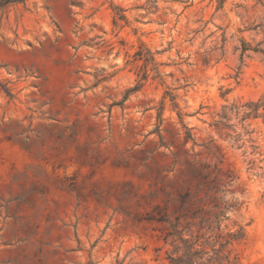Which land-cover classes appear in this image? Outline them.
Wrapping results in <instances>:
<instances>
[{
	"label": "rangeland",
	"instance_id": "rangeland-1",
	"mask_svg": "<svg viewBox=\"0 0 264 264\" xmlns=\"http://www.w3.org/2000/svg\"><path fill=\"white\" fill-rule=\"evenodd\" d=\"M258 23L264 0L0 11V264H170L151 215L179 216L204 258L264 264V121L214 125L264 94L262 55L239 50Z\"/></svg>",
	"mask_w": 264,
	"mask_h": 264
},
{
	"label": "trees",
	"instance_id": "trees-1",
	"mask_svg": "<svg viewBox=\"0 0 264 264\" xmlns=\"http://www.w3.org/2000/svg\"><path fill=\"white\" fill-rule=\"evenodd\" d=\"M25 0H0V11H4L8 6L16 3H22ZM225 0H218L219 5H222ZM260 1V0H257ZM120 18L123 15H119ZM258 28L264 29V25L261 23L254 24L253 27H246L244 30H255L258 31ZM239 31H242L239 29ZM226 39L223 37V43ZM239 50H240V60L243 61V57L246 52H252L262 55V59L264 60V48L261 47L263 41H259L255 45H252L250 41H248L245 37L239 38ZM140 54V53H136ZM242 106V107H241ZM240 107L242 109H240ZM231 110L238 113L241 110V120H245L248 118H257L261 117L264 121V94L259 96L256 100H249L242 105H238L237 103H231L229 105L223 104L220 112L217 113L218 118L214 120V125L218 128L219 125H225L224 119H226L225 110ZM191 138L189 132L186 133L185 140ZM207 149V153L215 160L214 169H216L217 163L222 162L223 153L217 150L211 149L209 146H205ZM186 200V194L181 195V204H184ZM149 220H156L167 222L169 225V229L166 230L165 235L163 236V241L168 242L171 246V249L167 252V260L170 264H210L212 260H216L220 264V260L222 257L226 256H216V257H206L204 258L205 252L200 247H197V238L193 240L192 238L185 237L183 235V228H179V219L180 217H175V220L172 221L167 217L159 216H149L147 217ZM242 234L235 235V238H241Z\"/></svg>",
	"mask_w": 264,
	"mask_h": 264
}]
</instances>
